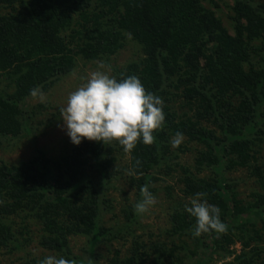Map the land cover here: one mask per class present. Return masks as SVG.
<instances>
[{
	"label": "trees",
	"instance_id": "16d2710c",
	"mask_svg": "<svg viewBox=\"0 0 264 264\" xmlns=\"http://www.w3.org/2000/svg\"><path fill=\"white\" fill-rule=\"evenodd\" d=\"M224 2L0 0V85L13 89L0 91V139L25 135V104L33 88L49 93L73 75L80 59L107 63L128 37L141 47L142 57L115 69L113 77L137 76L146 91L162 98L165 113L155 142L138 143L130 152L115 141L85 139L56 159L38 150L18 166L0 164V251H14L17 243V234L3 220L27 213L43 227L40 247L73 264H92L100 244L117 239H132L131 253L119 257L115 251L118 257L110 264H214L217 255H235L226 264H264V163L256 158L264 141V3L230 0V33L215 10ZM4 8L11 10L4 13ZM177 97L186 107L182 116L172 106ZM177 132L197 149L192 168L175 170V160L189 152L173 150ZM117 151L129 156L120 172ZM252 160L259 193L245 204L234 194L228 173L247 169ZM175 172L181 174L184 198L203 193L201 199L220 209L225 230L195 238V218L175 211L171 247L147 249L137 242L142 215L134 205L144 186L156 195L159 177ZM120 181L135 190L136 200L124 206V224L110 234L104 215L113 210L110 194ZM121 193L127 196L125 189ZM76 236L87 239L83 257L70 247V237ZM237 244L240 254L234 251Z\"/></svg>",
	"mask_w": 264,
	"mask_h": 264
},
{
	"label": "rangeland",
	"instance_id": "374dc122",
	"mask_svg": "<svg viewBox=\"0 0 264 264\" xmlns=\"http://www.w3.org/2000/svg\"><path fill=\"white\" fill-rule=\"evenodd\" d=\"M229 1L226 0L224 4L219 3L220 8L215 10L218 17L222 19L224 26L230 33H233L232 24L229 19L231 12L228 8L232 6L233 2L230 3ZM260 1L264 3V0ZM10 10L4 8V13L10 12ZM141 57V47L128 37L125 48L107 63L87 62L80 59L73 75L57 83L49 93L44 94L43 100L39 97H33L26 102L25 112L29 113L27 116V131L24 136L22 135L18 138L0 139V164L7 163L10 166H18L20 163L33 159L37 155L38 150H43L49 158L53 159L71 150L74 144L71 143L70 138L66 134V128L64 127L63 118L59 110L66 106L69 94L84 84L93 72L104 71L110 76H114L115 69H122L130 63L137 62ZM101 63H105L108 67L104 69L99 68ZM0 91L12 93L13 89H7L6 84H2L0 85ZM172 106L179 116H182L186 112V107L179 97L174 99ZM186 143L187 141L183 140L180 146L177 147H185L189 152H186L183 156H179L177 161L175 160V170H178V165L192 168L195 164L197 149ZM177 148L173 150L175 151ZM260 148V156H256V158L263 164L264 141L260 143ZM115 156H118L119 160L115 168L118 172L128 167L129 156L124 154V151H117ZM254 166L255 161L252 160L247 169H239L228 173L229 180L235 186L234 194L245 204L252 203L255 195L259 193V185L250 169ZM159 178L160 181L156 185L158 193L155 195L157 203L146 214L142 215L137 226L139 228L138 230L136 229L138 232V244L145 246L147 249L154 245L171 247L170 243L173 241V238L169 235L171 231L170 217L175 211L180 213L185 212V205L191 201L182 195V187L179 183L181 178L180 173L175 172L170 176L163 174ZM234 183L238 184L234 185ZM117 186L118 190H113L110 194V197L114 201V204L112 203L113 210L104 215V225L110 234H117L118 227L123 226L124 206H131L136 200L135 190L129 189L127 184L124 186L123 181H120ZM167 188L170 189V192H167ZM124 189L127 193L126 197H123L121 193ZM3 221L9 224L14 233L17 234V243L14 251L8 252L5 249L0 251V264H39V261L46 256H57L40 247L39 241L43 235V227L34 217H29L27 213H20L19 215L5 218ZM261 228L262 226L258 225V229ZM69 240L70 247L75 256L83 257L86 255L88 243L85 237H70ZM132 242V239L127 241L117 239L113 245L100 244L96 260L92 264H110L112 259L118 257V253L115 251L121 252L119 257L130 255ZM177 242L180 243L178 240ZM262 246L264 248V244ZM234 251L240 254L242 251L241 244H237ZM180 252L184 254V251ZM234 258L235 255L227 256L226 258L217 255L214 264H226Z\"/></svg>",
	"mask_w": 264,
	"mask_h": 264
},
{
	"label": "clouds",
	"instance_id": "9594fccd",
	"mask_svg": "<svg viewBox=\"0 0 264 264\" xmlns=\"http://www.w3.org/2000/svg\"><path fill=\"white\" fill-rule=\"evenodd\" d=\"M106 67L105 63L99 65L101 69ZM30 94L44 99V93L39 88H33ZM59 110L66 134L76 146L85 139L103 144L115 141L125 152H130L138 143L152 145L156 140L154 133L165 124L162 98L146 91L135 75L118 80L104 71L93 72L84 84L69 94L66 106ZM183 138V133L177 132L171 141L172 147H179ZM141 193L142 199L134 205V211L139 215L146 214L157 203L148 186H144ZM203 195L197 193L185 205V211L196 221L195 238L225 230L220 209L201 199ZM39 264H73V261L49 255Z\"/></svg>",
	"mask_w": 264,
	"mask_h": 264
}]
</instances>
